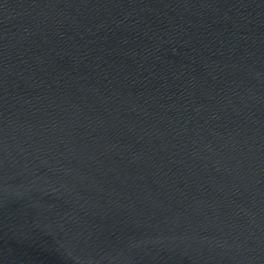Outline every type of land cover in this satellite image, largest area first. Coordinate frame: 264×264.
<instances>
[{"label":"water","instance_id":"1","mask_svg":"<svg viewBox=\"0 0 264 264\" xmlns=\"http://www.w3.org/2000/svg\"><path fill=\"white\" fill-rule=\"evenodd\" d=\"M0 264H264V0H0Z\"/></svg>","mask_w":264,"mask_h":264}]
</instances>
